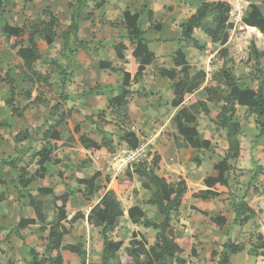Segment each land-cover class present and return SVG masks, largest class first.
I'll list each match as a JSON object with an SVG mask.
<instances>
[{
    "label": "crops",
    "instance_id": "obj_1",
    "mask_svg": "<svg viewBox=\"0 0 264 264\" xmlns=\"http://www.w3.org/2000/svg\"><path fill=\"white\" fill-rule=\"evenodd\" d=\"M13 1L15 2V0ZM199 1L200 3H198V0H107L103 6L97 8L95 4L101 3L102 0H96L95 2L93 1V7L90 8L92 0H88V6L81 15L78 37L81 40L93 41L97 46H94L89 50H79L73 55H70L68 57L69 59H67L72 61V66L75 65V67L78 68L82 65L86 70L91 71L89 75L90 77L87 80L91 79L90 82L92 84L88 91H84L83 89L76 90L75 86L73 88L71 87L70 83H81V81L76 78L61 77L60 85L57 86L56 84H58L59 79L52 74V71L55 73L56 70H50V63H48L53 56H60L61 52L65 53L63 50L65 41L61 35L71 23L73 11L69 8V3L76 2V0H24V5L21 7L23 12L17 11L16 13L9 9V0L0 1V8L2 9L0 10V178L5 181L4 185H0V264H9L10 262L18 264L19 252L23 254V258L24 256L27 258L28 263L31 260L29 251L32 247L28 246L29 242L27 236L30 233V228H41V225L37 224L21 230L20 235L23 239L15 233V230L22 219L36 218L35 211L31 207L30 202L31 195L34 197L37 196L38 193L36 189L38 186L36 182H33L30 186L26 188L23 187L21 194L23 195L22 197L24 200L20 201L19 189L16 185V173L10 168V165L6 163H10V161L15 158L17 147L21 149L22 146L26 147V145L30 144L28 139H22V134L27 132L30 134L33 133L42 126L47 119L48 124L46 127L55 123L57 118L51 117L50 112L53 105L58 101H61L60 96H62L61 92L63 91V88L60 87H62L63 84L67 85L64 90L65 95H67V100L62 102L63 110L72 109L74 111L72 118L69 120L70 128L74 129L75 125L81 124L83 132L98 143L102 142L104 138H112L115 143L117 142L115 137H106L104 134L97 136L99 134L97 133L98 128L103 129L101 126V120L104 119V115L106 116L109 111H112L119 116L120 122L116 121V124L121 126V128L122 124H124V115L129 114L133 121L138 122L137 125L142 128L143 131H152L148 134H152L153 131H156V125H154L152 118L157 111L158 113H161V115L170 113V116L167 117V121H164L165 118H160V120L164 121L167 126L166 132L151 143V151L155 154L154 158H157L158 162L156 164H153V162L143 163L136 168L141 167L145 171L153 169L157 176L160 178L169 176L173 183L178 182L180 179L185 180L190 197L187 204L182 205L179 211L172 215L174 233L177 243L182 249L179 257L186 260V264H214V262H212V257H214L213 252L216 251L219 254L222 251L224 243L228 240L242 243L246 246V251L231 256V264L234 263V260L252 257V255L248 253L249 246L247 245L249 244H245L246 236L250 235L252 232L251 225L247 224L241 226L236 224L234 221L235 214L232 210V206L229 205V201H225V203L217 202V200H221L228 195L224 194L217 199L210 200L193 197L194 193L208 190L205 180L213 172L214 166L223 160L228 154L229 142H226V147L223 146L222 150L214 149L215 142L213 138L212 147L209 151L204 149L197 150L192 147L179 149L175 142L176 139L180 142H183L184 139L179 136L178 131L174 128L173 117L183 106L189 105V100L185 101L180 108H173L171 106V101L174 97L172 85L178 79L171 80L164 73L175 68L181 69V67L175 65L176 61L173 57L171 59L173 67L164 64L163 62L165 60L164 58L172 52L176 55L177 51L185 50V42H180L182 37V24L186 23L197 9L207 0ZM246 1L250 2V10L244 15L245 7L241 4L240 0H229L232 10L230 13V27L228 29L229 40L227 44L221 45L220 43L207 42V35L202 29H196L193 37L199 41V43L205 42V44L218 45V51H222L229 49L230 47L231 32H235L238 27L244 28L245 26L251 31L256 32L257 37L264 43V35L257 28L250 27L246 23V19L251 12L250 5L254 3L260 4L263 0ZM5 3L7 4V8ZM47 8H50L52 13L60 20V28L57 30V37L51 45H48L44 38H37L41 59L37 63L36 69L50 78L52 93H44L42 96L43 101L41 103H33L38 96L37 87H33L23 75L21 71L23 60L17 54L19 47L13 48L9 36L4 33L3 28L5 25L22 27L29 21L41 23L47 19L43 15V11ZM125 11H130L132 14H140V25L146 31L145 37L148 40L150 51L155 54V61L152 65L146 68L144 76L139 83L131 84L130 90L133 95L128 99L126 106L117 107L111 103L115 97L120 96L123 93V73L133 72L131 66V52L125 51V59L124 61H120L117 52L113 47L119 43L120 37H124L127 34V29L122 23ZM150 12L153 13L152 21L149 20ZM11 15H13V18ZM10 18H12V21ZM102 23L104 26H102ZM241 23H243L244 26ZM20 39H26V37ZM151 42L154 46L153 48H150ZM125 43L128 42L125 41ZM258 52L263 53L261 54V57H264V51ZM184 54L188 61L186 51H184ZM86 56H89L86 63L79 61L80 58ZM98 62L102 64L109 62L111 63V66L105 69L90 68L92 63L97 65ZM160 63H162L161 67H159ZM156 67L159 68L155 69ZM154 70H157L159 78L157 80H152L151 86L158 87V90L160 91L159 95L151 96L149 99L139 98L135 95L138 91L135 87H140L142 84H145V82L148 81L147 75L153 73ZM61 74L60 71L59 76H62ZM106 74L109 81H104L105 78H101L102 76H106ZM196 74L192 75L190 72L191 76H195ZM6 80H14V94L12 92V84H9ZM208 81L209 80L205 79V84ZM109 82L116 84L117 87L115 88L113 85H110ZM57 87L58 89L56 90ZM95 88H98V90L93 94H90V91ZM200 91L205 92L206 98L198 97V99L201 101H207L208 93L204 86L195 90L192 96H198ZM28 93H30V97H28ZM57 99L59 100L57 101ZM13 106L19 109L27 106L28 108L22 117H17L11 113ZM237 107L244 108L240 106ZM218 109L219 107L215 110L211 109V111H216ZM76 115L78 118L75 117ZM80 115L81 117H79ZM93 115H97V117H93L91 121V116ZM98 118L100 120H98ZM197 128L202 135V138H204L205 131L201 132L198 125ZM103 130L107 132L106 130L108 129L105 127ZM118 134L119 137L124 136L123 131ZM135 135L141 146L138 133L135 132ZM158 136H160V134ZM40 138V135H34L33 140H35L32 142V145L34 146L37 144L36 140H40ZM33 146L30 153H35L33 151ZM173 148L181 153L173 151ZM71 150L81 152L83 155L79 159L81 163L86 160L88 161L85 165L86 168L84 169V172H87L85 173V176L92 177L97 172L102 173L100 179L102 181L108 180V189L113 190L120 197L125 206V215L122 218L118 236L112 238L114 242L123 243L118 254L122 255L126 250L134 248L135 245L142 247L146 252H150L157 243V227L164 220V217L158 213L155 206L146 204V202L152 198L154 191H149L143 188L142 184L138 182V174L134 172L136 168L129 169L133 178L131 188L127 191H121L119 189V184L123 183V180H118L119 177H117L116 174H112L107 170L104 171L100 166H96L95 160H103V158L92 156L89 151L82 148L78 140L73 148L59 149L56 152L57 158L65 163L68 162V160H72L73 157H61L62 151L67 152ZM224 150L226 151L225 155L222 153ZM219 154L223 155V158H220ZM243 154L244 151L241 147V154L237 164L238 169H241L240 160L242 159ZM250 157L251 154L249 153L246 159H249ZM65 159L68 160L66 161ZM173 159H175L173 161L174 164L168 162V160L172 161ZM38 161L39 158L31 161L29 167H33V169L36 170L39 167ZM206 161H209V166H207V168L204 166ZM35 165H37L36 169ZM49 165L53 166L54 163L50 162L45 164L48 174L52 176V173L49 172ZM92 168H94L95 171L89 174V170ZM125 177L126 179L128 178L126 173ZM81 189L83 188L78 187L77 192L82 191ZM67 191H71L72 193L75 192L72 190H66L58 195L64 194ZM73 195L71 196L70 201L72 200ZM96 200L97 201L88 212L85 213L81 209H77V211L71 215H68L67 213V218L60 221L62 228H65L67 231V235L63 240V245H76L75 243L65 240V238L70 235L69 233L72 228L73 231H76L80 226L84 230L83 235H81L82 239H80L79 242L83 243L82 249L86 254V264H101L103 261L105 247L102 237L103 228L91 227L87 223V217L91 209L99 202L98 198H96ZM245 201L248 202L247 199ZM72 203L73 202L71 201L73 207ZM249 205L252 207L253 204ZM136 206H139L143 210L145 218H142L138 222H133L128 215V210ZM67 211L69 210L67 209ZM76 212H82L85 215V219L72 223L71 219ZM222 212L226 215L227 223L224 226H219L215 222V219ZM258 232H260V230ZM31 238L33 239L34 237L31 236ZM185 242L188 244V247L186 248L184 246ZM14 252H16V256L14 255ZM66 252L68 251H62L63 259L64 253ZM73 255L74 256L67 254V258H79L82 264L83 258L76 254ZM261 257L264 258L263 255ZM25 258L24 260H26ZM213 259H215V264H217L219 255L215 256ZM73 260L76 261L77 259Z\"/></svg>",
    "mask_w": 264,
    "mask_h": 264
},
{
    "label": "trees",
    "instance_id": "obj_2",
    "mask_svg": "<svg viewBox=\"0 0 264 264\" xmlns=\"http://www.w3.org/2000/svg\"><path fill=\"white\" fill-rule=\"evenodd\" d=\"M1 1V0H0ZM33 1V0H27ZM107 0H102L101 3L95 4L97 8L103 6ZM88 6V0H76L69 3V8L73 11L71 23L68 28L62 32V38L65 43L63 50L68 57L79 50H89L97 46L93 41L81 40L78 37L80 31L81 15ZM251 12L249 13L246 23L250 27L257 28L264 35V0L259 3L250 5ZM232 7L229 0H207L197 11L182 24V36L188 43H193L195 47L203 48L194 37L196 29H202L207 35V42L227 44L229 40L228 29L230 27V13ZM43 15L47 18L41 23L26 22L22 27L5 25L4 33L9 36L10 43L13 48H18V56L23 60L21 71L27 81L37 87L38 96L33 103H41L44 93H52V84L50 78L36 69L37 63L41 59L40 50L37 44V38H44L48 45L54 43L57 37V30L60 28V20L52 13L50 8L43 11ZM153 13H149V20L152 21ZM123 25L127 29V34L120 37L119 43L114 49L120 61H124V52L130 51L132 55L133 72L123 73L122 89L123 93L112 100L114 106L124 107L128 103V99L132 96L130 90L131 84H137L144 76L146 68L152 65L155 61V54L148 47L146 39V31L140 25V14H132L130 11L124 12ZM26 39H20L24 38ZM127 41L128 43H125ZM261 53L253 51L252 58L257 63L261 61ZM176 66L181 69H171L166 71V74L171 80H176L172 85L174 97L171 101L173 108H180L184 102L189 100L188 106H183L173 117L174 128L184 140L183 142L176 139V145L179 149L192 147L200 150H210L212 147V135L209 131L204 132V138L197 128V119L204 113L213 122L222 121V127L228 129L229 151L226 157L214 166V170L205 180L208 190L199 191L193 194L195 198L204 200L217 199L224 194H231L229 183V175L237 168L238 160L241 154V145L237 137L234 136L231 130L230 121L235 116L236 106L244 107L255 115L258 128L259 139H264V79L258 85V89L240 88L237 81L228 73H223V79L226 85V91L215 83L212 79L205 84V74L191 76L189 72V63L182 50L176 53ZM111 66V63H94L91 64V69H105ZM260 70V68H258ZM63 72V71H61ZM262 72V70H260ZM202 76V77H201ZM12 84V92L15 93L14 80H6ZM205 87L208 93L207 101H201L196 96H192L195 90ZM99 88V87H98ZM95 88L90 91L93 94L98 90ZM30 97V93H28ZM61 101L53 105L50 116L56 117L55 123L49 125L48 119L44 121L33 133L22 134V139L29 141V145L16 148V156L6 163L16 173V185L19 189V200L22 201V188L30 186L33 182L37 183V196L31 195L30 205L35 211V219H22L15 233L23 239L20 231L30 226L40 224L41 227L46 226L47 216L44 212L45 206L50 204L54 207L56 213L59 214L58 222L53 223L49 230V243L44 254L39 253L34 248H31L29 255L31 260L28 264H64L62 251H69L83 258L82 264L85 263V251L80 244L63 245L64 237L67 235L65 228L60 226V221L67 218V209L74 212L70 198L73 195L71 191L58 195L55 188L51 185V175L48 174L46 163L53 162L54 165H60L63 169L70 168L68 164L57 158L56 152L59 149L73 148L78 140L82 148L89 151L92 156L108 157L116 153L115 141L112 138H104L98 143L91 139L83 132L81 124L75 125L74 129L69 126V120L72 118L74 111L72 109H64L62 102H65L66 96H60ZM209 104L219 106L216 111H211ZM27 107L16 108L13 106L11 113L17 117H22ZM219 119V120H218ZM34 135H40L42 145L39 151H32V142ZM121 141L127 143L131 148L139 147V141L133 132H126L121 137ZM39 158V167L34 170L29 167L30 162ZM87 160L83 161L76 170V182L82 187L80 193L84 198L92 199L97 197L99 202L91 209L87 223L91 227H102V237L104 240L103 261L101 264H186L187 261L181 259L179 254L182 249L177 243V239L172 226L173 213H177L182 205H186L190 197L185 180L180 179L173 183L169 176L160 178L153 169L149 171L143 170L141 167L135 169L138 174V182L143 188L154 191L152 198L146 202L148 205L155 206L158 213L164 217L163 222L157 227L158 233L156 236L157 243L150 252H146L142 247L135 245L134 248L126 250L122 255H119L123 243L114 242L112 238L118 236L120 224L125 215V206L120 197L107 187V181H102V173L97 172L92 177H86L84 169L86 168ZM153 164L158 162L157 158L153 159ZM141 166V165H140ZM128 180L119 185L121 191H127L132 186V175L130 170L126 171ZM62 179H67L66 173L59 174ZM5 181L0 178V185H4ZM232 210L235 214V223L241 226L249 224L253 221L257 212L245 200L230 202ZM128 215L133 222H138L145 218V213L139 207H133L128 210ZM81 219H85L82 212H76L71 219L75 223ZM215 222L219 226H224L227 223L226 215L222 212ZM55 224V225H54ZM1 243V241H0ZM185 248L188 244L184 243ZM194 251V250H193ZM246 251V246L242 243H236L232 240L226 241L222 247V251L218 254L213 252V256H218L217 264H231V256L240 254ZM264 251V236H257L256 243H252L248 253L252 256L259 257ZM113 261V262H112ZM13 264V263H9Z\"/></svg>",
    "mask_w": 264,
    "mask_h": 264
},
{
    "label": "rangeland",
    "instance_id": "obj_3",
    "mask_svg": "<svg viewBox=\"0 0 264 264\" xmlns=\"http://www.w3.org/2000/svg\"><path fill=\"white\" fill-rule=\"evenodd\" d=\"M93 1L90 5V8L93 7ZM254 1V0H253ZM260 1V0H255ZM241 4L245 7V14L249 12V4L250 2H247L246 0H240ZM198 3L200 1L198 0ZM6 4V3H5ZM24 5V0H9L8 6L9 9L12 10L14 13L17 11H22L21 7ZM157 5V4H155ZM27 6V4H26ZM7 8V4H6ZM237 9V8H236ZM0 10H2L0 8ZM238 10V9H237ZM16 15V14H15ZM13 18V15H11ZM12 18L10 20L12 21ZM243 26L244 24L241 23ZM102 26L104 24L102 23ZM106 26V25H105ZM230 47L229 49H225L222 51H218L219 46L214 44H205V42H200L201 45H204L203 48H198L193 45V43H188L186 40L184 41L183 36L181 37L180 42H185V50L188 56V63H189V71L192 75H202L201 73L205 74V79L212 80L215 79V83H218L219 87L223 89V91H226V85L225 81L223 79V73L228 72L236 81L240 88H252V89H258V85L261 82V80L264 79V57H261V61L257 63L252 58L253 51H264V43L260 41V39L257 37V33L251 31L250 29L246 28H240L238 27L235 32L232 31L230 35ZM152 42L150 43V48H153ZM183 51V53H184ZM53 53V51H52ZM261 53V52H260ZM54 54V53H53ZM263 54V53H261ZM186 56V55H185ZM264 56V55H263ZM172 57L175 59L176 55H174V52H172L170 55H167L164 59V64H167L171 67H173V64H171ZM69 59L67 54L64 52L60 53V56H53L51 58L50 63V70H56L53 76H55L57 79H59L57 86L60 85L61 77L64 78H76L81 81L80 84L78 83H70L71 87L73 88L75 86V89H83L84 91H88L90 85L92 84L89 79L90 72L89 70H86L84 66L80 65L78 68L72 66V61L67 60ZM89 59V56L80 58L79 61L86 63V61ZM161 64H159V67H161ZM132 64V68H133ZM156 67L155 69L159 68ZM262 72H260V70ZM74 69V70H73ZM61 72L62 76H59ZM195 75V76H196ZM147 82L145 84H142L140 87H135V89H138V91L135 93L139 98H146L149 99L151 96H158L159 90L157 86L152 87L151 82L152 80H157L159 78L157 70H154L153 73L147 75ZM194 77V76H193ZM202 77V76H201ZM101 78H105L104 81H109L108 76H102ZM67 82V81H66ZM110 85H113L115 88L117 87L116 84H113L109 82ZM65 86L66 84H63L62 87L63 91L61 92L62 96L65 95ZM67 88V87H66ZM58 87L56 88V90ZM158 91V92H157ZM199 95L196 96L201 98H206L205 92L200 91L198 93ZM58 95V94H57ZM133 95V94H132ZM58 97V96H57ZM59 99H57L58 101ZM209 107L212 110L217 109L219 106H215L213 104H209ZM111 112V113H109ZM108 114L105 116L104 119L101 120V126L104 129L106 127L107 132L105 130L98 128L97 133H99L97 136H100V134L106 135V137H115V140H117L116 145L118 147L126 145L124 142L121 141V137H119L118 133H121L123 131L124 133L135 131L138 133L141 145L144 146L145 152H144V158L143 160L135 165L133 168H136L140 164H145L152 162L153 158L155 157V154L151 151L152 146L151 143L153 140L158 139L161 137L163 133L166 132L167 126L165 125L164 121H167V117L170 116V113L166 115H161V113H158V111L153 116L154 125H156V131H153L152 134H148L152 131H143L142 128H140L137 124L138 122L133 121L129 114L124 115V124L121 126L116 124V121L120 122L119 116L109 111ZM76 118L77 115L75 116ZM81 117V115L79 116ZM93 117L91 116V121ZM160 118H165L164 121H161ZM220 119V120H219ZM219 122L216 121L213 122L208 118L205 114H201L197 119V125L200 128V131H206L208 130L214 138V149L222 150L223 146L226 147V142L228 141V129H224L222 127V121L221 118H219ZM98 120H100L98 118ZM122 122V123H123ZM231 130L233 131V134L235 137L240 139V144L242 147V150L244 151L242 161L240 160V167L241 169L236 168L235 171H232L229 175V183L231 188V194H226L225 198H222L221 200H217V202H223L229 201H240V200H248V204H253L252 207L255 209L256 212H258L256 218L249 223L251 225V234L246 236V242L245 244H249L247 246L248 249H250V243H256L257 236L262 234L264 236V139H259L257 137L258 135V128L256 123V117L252 113V111L245 109V108H239L236 106L235 108V116L230 121ZM97 129V128H96ZM117 133V134H116ZM160 134V136H158ZM117 136V137H116ZM157 137V138H156ZM118 138V139H116ZM37 144L33 146V151H39L42 141L36 140ZM226 150V149H225ZM222 151V153L225 155L226 151ZM173 151L177 153H181L177 151L175 148H173ZM33 153V152H32ZM251 154V157L249 159H246L248 154ZM183 154V153H182ZM221 154V152H220ZM219 154V155H220ZM218 155V154H215ZM83 155L81 152H77L76 150H71L64 152L62 151L61 157L62 158H72V160L65 159L66 164L72 167L63 169L60 165H49V172L52 173L50 183L55 188V192L57 194L63 193L66 190H72L73 192V198H72V204L74 212L77 211V209H81L83 212H88V210L95 204L97 201L96 198L92 199H86L80 192H77L78 186L76 182V170L79 164L81 162L79 159ZM103 158V160L96 159V166H100L102 169L110 171L112 174H116L119 179L123 180V183L127 181L129 178L126 179L125 173L123 172H116L115 167L113 166L115 162L112 164V158L111 156L108 157H99ZM107 158V159H106ZM220 158H223V155H220ZM105 159V160H104ZM78 160V161H77ZM175 159L172 161L168 160V162L173 163ZM209 161H206L205 168L209 166ZM65 163V162H64ZM88 163V162H87ZM174 164V163H173ZM33 169V167H31ZM37 168V165H35V169ZM95 170L92 168L89 170V174L93 173ZM66 173L67 179H62L60 177V173ZM85 173H87L85 171ZM127 176V174H126ZM126 179V180H125ZM121 183V184H123ZM119 184V185H121ZM34 191V190H33ZM216 202V203H217ZM46 216H47V222L46 226L41 228H30V233L28 234V242L29 247L34 248L36 251H38L41 254H44L46 252V248L48 247L49 243V230L53 223L58 222L59 220V214L55 212L54 207L50 204L45 206L44 210ZM74 212L67 211L68 215L73 214ZM79 224V223H78ZM81 224V223H80ZM55 225V224H54ZM61 226V225H60ZM86 227V226H85ZM260 230V232H258ZM70 235L65 238L66 241L80 244L83 247V243L79 242L80 239H82L83 235V229L79 226L76 231H73V228L70 230ZM262 231V232H261ZM34 237L33 239L31 238ZM10 249V248H9ZM20 255L18 257V264H28L27 258H23V254L19 252ZM68 255L74 256L69 251L64 253V264H81V261L79 258H67ZM14 255L16 256V252H14ZM264 256V252H263ZM70 257V256H69ZM212 257V262L215 264V259ZM73 259H77L74 261ZM248 259V260H247ZM242 258L238 260H234L233 264H264V258L261 256L259 258L257 257H250V258ZM214 260V261H213Z\"/></svg>",
    "mask_w": 264,
    "mask_h": 264
},
{
    "label": "built area",
    "instance_id": "obj_4",
    "mask_svg": "<svg viewBox=\"0 0 264 264\" xmlns=\"http://www.w3.org/2000/svg\"><path fill=\"white\" fill-rule=\"evenodd\" d=\"M116 153L111 156L112 164L114 163V167L116 172L127 171L128 169H133L135 165L140 163L144 156L145 148L143 145L137 148H131L129 145L124 146H116Z\"/></svg>",
    "mask_w": 264,
    "mask_h": 264
},
{
    "label": "clouds",
    "instance_id": "obj_5",
    "mask_svg": "<svg viewBox=\"0 0 264 264\" xmlns=\"http://www.w3.org/2000/svg\"><path fill=\"white\" fill-rule=\"evenodd\" d=\"M131 132H133V133H135V131L133 130V131H131ZM123 142V141H122ZM125 143V142H124ZM126 145H128L127 143H125ZM115 145H116V143H115ZM117 146V145H116ZM129 170V169H128Z\"/></svg>",
    "mask_w": 264,
    "mask_h": 264
}]
</instances>
